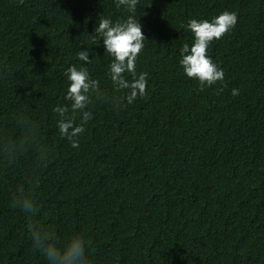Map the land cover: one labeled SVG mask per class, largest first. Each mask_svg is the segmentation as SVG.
I'll use <instances>...</instances> for the list:
<instances>
[{
	"label": "trees",
	"instance_id": "trees-1",
	"mask_svg": "<svg viewBox=\"0 0 264 264\" xmlns=\"http://www.w3.org/2000/svg\"><path fill=\"white\" fill-rule=\"evenodd\" d=\"M226 10L236 24L208 48L224 79L201 89L179 65L185 25ZM136 14L148 83L128 104L92 39L129 15L115 0H0V264H46L30 223L58 245L83 235L90 264H264V0H137ZM72 65L100 88L78 147L54 111Z\"/></svg>",
	"mask_w": 264,
	"mask_h": 264
},
{
	"label": "clouds",
	"instance_id": "clouds-1",
	"mask_svg": "<svg viewBox=\"0 0 264 264\" xmlns=\"http://www.w3.org/2000/svg\"><path fill=\"white\" fill-rule=\"evenodd\" d=\"M117 7H123L129 15L126 19L112 20L102 17L94 29L92 36L96 45L102 43L105 52L113 60L110 64V79L117 90H127L124 100L128 104L146 93L148 83L146 72H136V60L144 47L146 39L142 31L143 25L136 14L137 0H115ZM237 16L232 11H222L209 19L191 18L185 28L193 33L194 40L189 46L184 44L180 49L179 65L189 78L199 81L201 89L212 86L224 79V71L208 55V48L213 39L219 40L236 24ZM97 36L99 41H97ZM80 61L87 64L91 61L89 51L81 50L77 53ZM131 79H126L125 74ZM70 82L65 99L70 105L57 106L54 111L59 114L58 129L62 137L66 138L72 147H78V136L85 131L84 125L92 118L91 111L87 110L93 94H99V81L93 79L85 66H70L65 72ZM237 89L232 94H237ZM82 113L80 123L77 124L75 116ZM17 203L22 211L29 217L37 214L35 200L24 189L19 190ZM32 240L35 247L40 250L46 264H90L88 249L90 242L83 235L72 236L66 244L58 245L55 238L42 226L29 224Z\"/></svg>",
	"mask_w": 264,
	"mask_h": 264
}]
</instances>
